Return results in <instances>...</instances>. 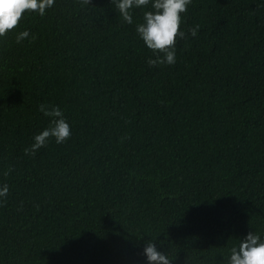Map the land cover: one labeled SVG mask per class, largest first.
<instances>
[{
    "label": "trees",
    "instance_id": "1",
    "mask_svg": "<svg viewBox=\"0 0 264 264\" xmlns=\"http://www.w3.org/2000/svg\"><path fill=\"white\" fill-rule=\"evenodd\" d=\"M151 3L127 24L111 0H55L0 38V264H147L148 241L228 264L264 240V0H192L156 67L136 33ZM41 104L71 136L25 155Z\"/></svg>",
    "mask_w": 264,
    "mask_h": 264
},
{
    "label": "clouds",
    "instance_id": "2",
    "mask_svg": "<svg viewBox=\"0 0 264 264\" xmlns=\"http://www.w3.org/2000/svg\"><path fill=\"white\" fill-rule=\"evenodd\" d=\"M84 5L90 0H80ZM122 20L132 24V10L147 8L150 0H111ZM192 0H152L151 10L143 13L142 23L137 24L136 33L150 50L155 59L149 58L146 63L150 67L158 65H173L176 61L175 45L178 38L184 39L185 32L181 30L182 15L186 13ZM55 0H0V38L17 27L26 12H35L43 16L53 7ZM200 25L188 30V34L195 37ZM28 31L20 32L16 42L20 43L28 38ZM34 40L35 37H32ZM38 110L47 117H52L51 126L34 136V143L24 150L25 155L35 156L37 151L46 145L49 138H55L57 144H62L71 136V127L63 117L59 107L39 105ZM5 172L4 175H8ZM8 185L0 186V201H6ZM228 264H264V240L253 232L239 242L238 247L230 250ZM147 264H171L167 254L158 251L152 241H148L144 248Z\"/></svg>",
    "mask_w": 264,
    "mask_h": 264
}]
</instances>
